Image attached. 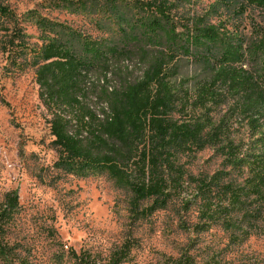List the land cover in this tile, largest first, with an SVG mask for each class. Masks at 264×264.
Here are the masks:
<instances>
[{
    "label": "trees",
    "instance_id": "16d2710c",
    "mask_svg": "<svg viewBox=\"0 0 264 264\" xmlns=\"http://www.w3.org/2000/svg\"><path fill=\"white\" fill-rule=\"evenodd\" d=\"M189 1L58 0L91 16L96 31L41 20L42 44L29 59L39 98L61 155L107 170L136 201H153L145 210L178 204L197 213V235L218 226L230 238L220 247L196 237L150 264H264L227 257L252 235L264 237V0H225L237 16L261 15L250 34L190 15ZM6 16L0 3L1 26ZM16 45L10 39L2 48ZM207 148L221 168L188 172L183 158ZM17 204L16 192L1 204L0 264H32L9 240ZM133 246L71 258L131 264Z\"/></svg>",
    "mask_w": 264,
    "mask_h": 264
},
{
    "label": "rangeland",
    "instance_id": "374dc122",
    "mask_svg": "<svg viewBox=\"0 0 264 264\" xmlns=\"http://www.w3.org/2000/svg\"><path fill=\"white\" fill-rule=\"evenodd\" d=\"M0 3L7 7L0 24V208L9 192L18 195L9 225L10 242L32 264H74L72 251L107 256L127 240L134 245L131 264L153 263L158 253L176 256L196 237L204 244H227L230 238L218 226L200 236L193 232L191 225L198 221L194 210L179 212L178 204L145 210L151 199L136 201L107 170L57 151L51 117L39 98L35 67L29 59L42 44L41 20L94 33L93 18L59 7L58 0ZM184 10L232 31L250 34L262 26L257 11L248 9L237 16L225 0H190ZM10 39L17 43L11 52L2 48ZM221 161L211 148L182 160L194 175L212 174L221 168ZM184 220L190 225L187 230L180 226ZM238 248L227 257L239 259L243 254L264 261V237L252 235Z\"/></svg>",
    "mask_w": 264,
    "mask_h": 264
}]
</instances>
